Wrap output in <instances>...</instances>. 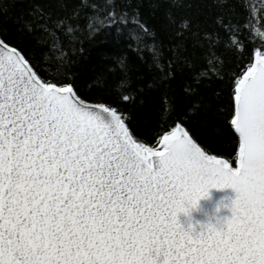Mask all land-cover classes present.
<instances>
[{"label": "snow or ice", "instance_id": "6c2138e0", "mask_svg": "<svg viewBox=\"0 0 264 264\" xmlns=\"http://www.w3.org/2000/svg\"><path fill=\"white\" fill-rule=\"evenodd\" d=\"M247 27L264 38V17ZM230 123L235 167L179 123L150 146L0 39V264H264V50L236 79ZM225 187L230 218L181 226Z\"/></svg>", "mask_w": 264, "mask_h": 264}, {"label": "trees", "instance_id": "16d2710c", "mask_svg": "<svg viewBox=\"0 0 264 264\" xmlns=\"http://www.w3.org/2000/svg\"><path fill=\"white\" fill-rule=\"evenodd\" d=\"M255 4L256 7H251ZM0 0V39L45 81L124 115L157 146L177 123L235 166V82L264 50V0ZM251 7V14L249 8ZM186 23V26H185ZM129 97L124 100L123 97Z\"/></svg>", "mask_w": 264, "mask_h": 264}, {"label": "water", "instance_id": "95a60500", "mask_svg": "<svg viewBox=\"0 0 264 264\" xmlns=\"http://www.w3.org/2000/svg\"><path fill=\"white\" fill-rule=\"evenodd\" d=\"M235 197L236 193L230 187H225L223 189L210 188L208 196L200 199L197 207L191 209L188 216L183 213L178 214V221L185 229H187L189 223H191L194 230L197 232L200 231V225L206 223H212L219 227V225H217L218 219L222 220L224 217H231L230 207H225V205H230ZM159 259L162 258H158V260Z\"/></svg>", "mask_w": 264, "mask_h": 264}, {"label": "rangeland", "instance_id": "374dc122", "mask_svg": "<svg viewBox=\"0 0 264 264\" xmlns=\"http://www.w3.org/2000/svg\"><path fill=\"white\" fill-rule=\"evenodd\" d=\"M157 146H158V145H157ZM157 146H156V147H157Z\"/></svg>", "mask_w": 264, "mask_h": 264}]
</instances>
